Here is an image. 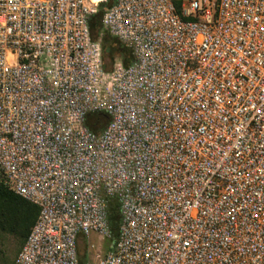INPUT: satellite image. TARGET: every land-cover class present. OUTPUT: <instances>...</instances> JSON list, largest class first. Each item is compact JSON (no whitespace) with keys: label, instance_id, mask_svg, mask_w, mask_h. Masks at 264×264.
<instances>
[{"label":"built area","instance_id":"2783aa9c","mask_svg":"<svg viewBox=\"0 0 264 264\" xmlns=\"http://www.w3.org/2000/svg\"><path fill=\"white\" fill-rule=\"evenodd\" d=\"M0 185L40 209L13 264H264V0H0Z\"/></svg>","mask_w":264,"mask_h":264},{"label":"trees","instance_id":"16d2710c","mask_svg":"<svg viewBox=\"0 0 264 264\" xmlns=\"http://www.w3.org/2000/svg\"><path fill=\"white\" fill-rule=\"evenodd\" d=\"M111 4L112 1L102 3L99 11L91 16L89 22L92 37L102 42L104 69L107 72L112 71L116 59H121L126 65L133 60L129 48L103 27L104 10ZM177 4L180 5V1ZM107 121L108 117L104 113H92L88 116L89 126L97 132L102 130ZM39 210L36 204L0 185V233L12 235L16 239V250L20 251L24 245L37 220ZM110 222L114 240H116L119 226L116 204H112ZM79 254L80 262L83 264L86 256L81 255L80 245ZM1 264H12L11 258L6 253L1 259Z\"/></svg>","mask_w":264,"mask_h":264},{"label":"rangeland","instance_id":"374dc122","mask_svg":"<svg viewBox=\"0 0 264 264\" xmlns=\"http://www.w3.org/2000/svg\"><path fill=\"white\" fill-rule=\"evenodd\" d=\"M91 242H93L96 246L103 245L104 246V251L109 245L112 244L113 241L110 240H103L97 236L93 235L91 238ZM87 240L85 238H82L81 243H80V252L82 256H85L87 246H86ZM19 250H16V239L9 234H1L0 233V264H1V259L6 253L13 261L18 254Z\"/></svg>","mask_w":264,"mask_h":264}]
</instances>
